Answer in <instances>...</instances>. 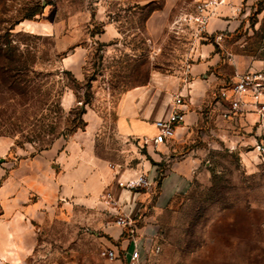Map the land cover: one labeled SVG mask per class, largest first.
<instances>
[{
    "label": "rangeland",
    "instance_id": "rangeland-1",
    "mask_svg": "<svg viewBox=\"0 0 264 264\" xmlns=\"http://www.w3.org/2000/svg\"><path fill=\"white\" fill-rule=\"evenodd\" d=\"M241 1L234 30L215 49L224 61L227 54L264 60V0ZM194 4L0 0V139L21 156L70 140L89 141L112 164H125L135 151L144 156L116 133L117 104L128 90L163 85L197 62L187 54L207 40L186 22ZM154 15L162 25L155 35L147 27ZM102 195L99 214L113 222ZM145 215L150 264H264V163L257 157L247 167L234 150L210 151L185 193ZM90 219L56 223L55 235L40 229V263L73 254L86 264L99 255L103 231L93 213Z\"/></svg>",
    "mask_w": 264,
    "mask_h": 264
},
{
    "label": "crops",
    "instance_id": "crops-1",
    "mask_svg": "<svg viewBox=\"0 0 264 264\" xmlns=\"http://www.w3.org/2000/svg\"><path fill=\"white\" fill-rule=\"evenodd\" d=\"M241 2L225 0V5L215 9L206 26V43L187 54L186 58L196 63L163 85L151 83L122 95L116 108V133L134 149L136 145L142 147L144 156L135 151L126 155L125 164H112L98 157L86 140L77 144L73 140L58 141L38 154L21 156L11 150L10 139H0V264H76L73 254L40 263V229L55 235L56 223L68 227L73 221L85 226L92 213L93 225L103 231L96 245L100 251L114 250L120 257L114 264H123V252L132 248V239L99 214L104 206L99 196L104 190L111 193L118 212L134 219L135 238L141 243V258L145 260L143 247L151 233L146 209L162 210L174 197L185 193L208 152L234 150L247 167L257 159L253 148L264 140V120L260 121L248 105L243 115L224 119L220 114L225 104L218 97L221 87L246 70L264 68V60L241 55L227 54L226 62L222 52L215 49L220 47L224 33L234 30ZM157 15L164 18L162 13ZM155 17L147 24L153 35L162 27L155 26ZM175 94L184 97V121L175 129L172 140L155 146L154 122L169 117ZM141 174L149 183L147 188L128 191L118 187L119 182L136 180ZM86 264L108 263L100 255H93Z\"/></svg>",
    "mask_w": 264,
    "mask_h": 264
},
{
    "label": "built area",
    "instance_id": "built-area-1",
    "mask_svg": "<svg viewBox=\"0 0 264 264\" xmlns=\"http://www.w3.org/2000/svg\"><path fill=\"white\" fill-rule=\"evenodd\" d=\"M225 5V0H198L194 4V11L187 16L186 22L193 25L197 34L206 33V26L214 15L217 7ZM218 97L225 104V111L220 115L224 119H233L243 115L246 111L245 105L252 107V110L257 113L260 121L264 120V68L258 70H246L240 74L237 79L227 85L221 87L218 91ZM184 97L180 94H175L172 97V109L169 117L165 121L154 122V127L157 130L152 142L155 146L166 143L172 140L175 135V129L184 121ZM258 159L264 163V140L257 143L253 148ZM110 169H114L113 165H109ZM149 183L144 174H141L136 180L126 183L119 182L118 187L128 191H138L145 189ZM103 200L110 206L115 214L113 224L119 227L123 233L129 236L132 240V248L124 250L123 264H150L148 260V248L144 245V257L141 258L140 241L135 238V221L128 214L117 211V205L109 191L102 195ZM99 255L108 263L114 264L120 257L112 249H102Z\"/></svg>",
    "mask_w": 264,
    "mask_h": 264
},
{
    "label": "trees",
    "instance_id": "trees-1",
    "mask_svg": "<svg viewBox=\"0 0 264 264\" xmlns=\"http://www.w3.org/2000/svg\"><path fill=\"white\" fill-rule=\"evenodd\" d=\"M33 15H35V14H31L30 16H33Z\"/></svg>",
    "mask_w": 264,
    "mask_h": 264
}]
</instances>
